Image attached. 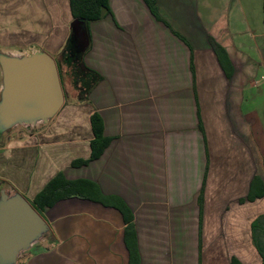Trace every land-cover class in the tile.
<instances>
[{
	"label": "crops",
	"instance_id": "1",
	"mask_svg": "<svg viewBox=\"0 0 264 264\" xmlns=\"http://www.w3.org/2000/svg\"><path fill=\"white\" fill-rule=\"evenodd\" d=\"M72 22L70 0H0V46L57 60ZM90 34L88 69L59 65L66 103L52 122L0 139V181L33 203L64 174L107 205L46 209L55 240L23 264H263L252 224L264 197L247 198L264 185V0H157V14L109 0ZM96 113L109 144L73 166L91 159Z\"/></svg>",
	"mask_w": 264,
	"mask_h": 264
},
{
	"label": "water",
	"instance_id": "2",
	"mask_svg": "<svg viewBox=\"0 0 264 264\" xmlns=\"http://www.w3.org/2000/svg\"><path fill=\"white\" fill-rule=\"evenodd\" d=\"M66 103L58 62L41 47L0 48V139L48 126ZM55 240L51 225L18 190L0 181V264H23Z\"/></svg>",
	"mask_w": 264,
	"mask_h": 264
},
{
	"label": "trees",
	"instance_id": "3",
	"mask_svg": "<svg viewBox=\"0 0 264 264\" xmlns=\"http://www.w3.org/2000/svg\"><path fill=\"white\" fill-rule=\"evenodd\" d=\"M145 1L149 5L151 11L157 14V0ZM70 8L73 18L71 31L65 46L57 57V62L58 66L65 64L72 72L75 71V73H79L81 72V68L88 69L84 63V57L91 40L90 24L101 20L104 14L109 12V0H70ZM91 123L95 135L92 141L91 159L88 161H77L73 166H84L93 160H98L109 144V139L104 135L103 118L96 113L92 116ZM86 184L93 185L91 182L86 181H68L64 174H59L36 197L32 205L41 214H43L46 209L54 207L60 201L70 199L73 196H80L81 198L107 205L103 199H100L96 195H92L91 191H88L85 186ZM255 188H257V190L254 192ZM259 188H261L260 192H258ZM262 197H264V185L261 180L256 178L252 183L251 192L247 201L253 202ZM202 201L201 198V203ZM117 208L122 212L125 221L129 223L126 229V233L128 234L132 231L130 228L132 226L130 223L131 220L128 219L125 206H117ZM252 237L254 245L264 264V215L257 218L252 224ZM232 264L240 263L238 260L234 259Z\"/></svg>",
	"mask_w": 264,
	"mask_h": 264
},
{
	"label": "rangeland",
	"instance_id": "4",
	"mask_svg": "<svg viewBox=\"0 0 264 264\" xmlns=\"http://www.w3.org/2000/svg\"><path fill=\"white\" fill-rule=\"evenodd\" d=\"M9 34H10V29L6 25L0 23V39L3 40V38H5L4 40H7V36ZM37 47H40V46H37ZM0 48L7 49V50H18V49L19 50L20 49L21 50H27V49H31V48H34V47H31V48H25V47H23V48H13V47L12 48H8V47H3V46L1 47L0 46ZM255 260L256 261L258 260V255H256Z\"/></svg>",
	"mask_w": 264,
	"mask_h": 264
},
{
	"label": "flooded vegetation",
	"instance_id": "5",
	"mask_svg": "<svg viewBox=\"0 0 264 264\" xmlns=\"http://www.w3.org/2000/svg\"><path fill=\"white\" fill-rule=\"evenodd\" d=\"M61 77H62V75H61ZM62 79V78H61ZM63 80V79H62Z\"/></svg>",
	"mask_w": 264,
	"mask_h": 264
}]
</instances>
